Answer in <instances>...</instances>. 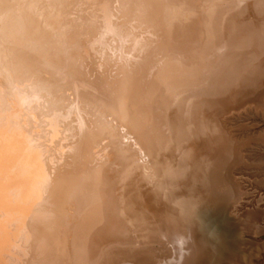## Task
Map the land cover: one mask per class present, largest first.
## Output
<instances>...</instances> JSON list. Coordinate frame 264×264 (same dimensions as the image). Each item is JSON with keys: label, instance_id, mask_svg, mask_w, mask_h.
<instances>
[{"label": "rangeland", "instance_id": "374dc122", "mask_svg": "<svg viewBox=\"0 0 264 264\" xmlns=\"http://www.w3.org/2000/svg\"><path fill=\"white\" fill-rule=\"evenodd\" d=\"M38 1L15 0L25 21L10 20L0 3V18L6 17L0 21L9 19L0 22V228L16 252L30 264H106L89 247L134 239L138 246L125 249L119 264H264V0ZM16 18L13 26L24 35L8 28L3 45L2 31ZM219 54L230 74L222 79L211 76L214 58L222 64ZM237 58L248 67L234 64ZM235 70L252 81L237 85L236 93L228 91ZM175 86L187 91L184 97ZM243 86L249 91L241 95ZM164 90H176L178 102ZM170 104L179 107L178 119ZM189 110L217 126L203 141L211 147L201 158L207 168L199 180L192 172L199 157L193 150L198 138L186 126ZM218 133L227 150L217 148ZM173 185L176 193L192 188L191 194L174 196ZM149 192L172 196L182 208L169 212L164 197L153 199ZM219 194L228 197L216 217L206 202Z\"/></svg>", "mask_w": 264, "mask_h": 264}, {"label": "bare ground", "instance_id": "6f19581e", "mask_svg": "<svg viewBox=\"0 0 264 264\" xmlns=\"http://www.w3.org/2000/svg\"><path fill=\"white\" fill-rule=\"evenodd\" d=\"M1 1H2V2H1ZM1 1H0V3L5 2V6H4V3L2 4V5L4 6V8H1V9H2V10H3V9L6 10V12H4V13H5L7 16L10 17V20H11V19H14V17H17V18H19V20L25 21L24 18L22 17V16H25V12H24V13L22 12L23 14H20V13L17 11V10H18V9H17V8H18V4L15 2V0H1ZM37 1H38V0H37ZM54 1H55V0H52V3H51V4L54 5ZM255 1H256V0H255ZM257 1H258V0H257ZM38 2H41V1H38ZM49 2H50V1H49ZM81 2H83V1H81ZM245 2H246V1H245ZM247 2H251V0H250V1H247ZM30 3H31V2H30ZM30 3H29V4H30ZM32 3L35 4L36 1H33ZM43 3H44L45 6L48 5V4H50V3H47V4H46L45 2H43ZM41 4H42V3H41ZM41 4H40V5H41ZM87 4H88V3H87ZM243 4H245V3H243ZM250 4H251V3H250ZM257 4H258V3H257ZM0 5H1V4H0ZM19 5H20V4H19ZM35 5H36L37 7L39 6L38 4H35ZM35 5H34V6H35ZM91 5H92V4H91ZM230 5H232V3H231ZM230 5H228V6H230ZM253 5H254V4H253ZM22 6H23V5H22ZM29 6H30V5H29ZM36 6H35V7H36ZM42 6H43V5H42ZM42 6H41V7H42ZM232 6H233V5H232ZM237 6H238V5H237ZM39 7H40V6H39ZM39 7H38V8H39ZM47 7H48V6H47ZM88 7H89V6H88ZM248 7H249V6H248ZM31 8H32V7H31ZM33 8H34V7H33ZM38 8L35 9V11H38ZM44 8H45V7H44ZM230 8H231V6H230ZM236 8H237V12H238V11H239V10H238L239 7H236ZM240 8H241V5H240ZM240 8H239V9H240ZM251 8H252V7H251ZM251 8H250V9H251ZM1 9H0V11H1ZM19 9H21V8H19ZM39 9L42 10L43 7H42V8H39ZM226 9H227V8H226ZM234 9H235V8H234ZM248 9H249V8H248ZM248 9L246 8V12H247V13H248V11H247ZM23 10L25 11V9H23ZM33 10H34V9H33ZM229 10H232V9H229ZM29 11H30V7H29ZM29 11H28V9H27V10H26V14H27ZM42 11H43V10H42ZM46 11H47V10H46ZM220 11H222V10L220 9ZM232 11H234V10H232ZM31 12H32V9H31ZM31 12L28 13V14L31 15ZM38 12H39V11H38ZM217 12H219V11H217ZM222 12H223V11H222ZM234 12H235V11H234ZM237 12H236V13H237ZM33 13L35 14L36 12H33ZM108 13H109V12H108ZM108 13H107V15H108ZM220 13H221V12H220ZM226 13H227V12H226ZM229 13H230V12H228L227 14H229ZM231 13H232V12H231ZM242 13H243V12H242ZM249 13H251V12H249ZM249 13H248V14H249ZM48 14H49V13H48ZM216 14H218V13H216ZM224 14H225V13H224ZM227 14H226V16H227ZM233 14H235V13H233ZM233 14H229V15L232 16V20H233V18H235V17H233ZM251 14H252V13H251ZM251 14H250V15H251ZM0 15H1V12H0ZM3 15H4V14H2V17H3ZM35 15H36V14H35ZM86 15H87V14H86ZM107 15H106V16H107ZM238 15H239V14H237V15H235V16L237 17ZM241 15H242V14H241ZM245 15H246V14H244V16H245ZM254 15H256V14H254ZM20 16H21V17H20ZM106 16H105V17H106ZM221 16H222V15H221ZM231 16H230V18H231ZM251 16H253V15H251ZM256 16L258 17V15H256ZM0 17H1V16H0ZM4 17H5V16H4ZM107 17H109V15H108ZM224 17H225V15H224ZM238 17H239V16H238ZM238 17H237V18H238ZM247 17H249V16H247ZM261 17H262V16H261ZM5 18H6V17H5ZM5 18H4V19H3V18H0V19H1V21H2V20L4 21ZM7 18H8V17H7ZM17 18L15 19V21H13V22L9 25V27L7 26V29L4 27L5 29L2 31V36H3V38H1V40H2V44H3V45H8V42H7V41H8L9 39L7 40V38H5V37L8 35V32H7V31H8V28H11L12 31H14V30L16 29V32H18V31H19V32H20V31L22 32V29H20V28H16L17 25H18L17 23L19 22V20H17ZM21 18H22V19H21ZM33 18H34V16H33ZM220 18H221V17H220ZM225 18H226V17H225ZM244 18H245L244 20H246V23H247V19H248V18H247V19H246V17H244ZM250 18H251V17H250ZM254 18H256V17H254ZM254 18L252 17V19H254ZM27 19H28V18H27ZM218 19H219V18H218ZM227 19H228V17H227ZM252 19H250V20H252ZM104 20H105V19H104ZM224 20L226 21V19H224ZM235 20H236V18H235ZM239 20H240V18H239ZM239 20H238V21H239ZM254 20H255V19H254ZM256 20H257V19H256ZM1 21H0V22H1ZM8 21H9V19H7V23H6V22H5V23H2V22H1V25H2V24H8V23H9ZM38 21H39V20H38ZM219 21H220V20H219ZM238 21H237V22H238ZM241 21H242V22H241ZM241 21H240V22L243 23V19H241ZM258 21H260V20H258ZM262 21L264 22L263 19H262ZM20 22H21V21H20ZM216 22H217V21H216ZM240 22H239V23H240ZM256 22H257V21H256ZM256 22L254 21L255 24H256ZM218 23H219V22H218ZM218 23H217V24H218ZM231 23H232V21H231ZM15 24H17V25L14 27L13 25H15ZM217 24H215V25H217ZM219 24H220V23H219ZM232 24H233V23H232ZM244 24H245V23H244ZM248 24H249V23H248ZM255 24H254V25H255ZM260 24H262V23L260 22ZM260 24H259V25H260ZM1 25H0V26H1ZM222 25H223V23H222ZM229 25H230V23H229ZM252 25H253V24H252ZM4 26H5V25H4ZM32 26H33V25H32ZM224 26H225V25H224ZM227 26H228V24H227ZM227 26H226V27H227ZM247 26H248V25H247ZM247 26H246V27H247ZM250 26H251V25H250ZM257 26H258V25H257ZM1 27H2V26H1ZM38 27H39V26H38ZM217 27H218V26H217ZM219 27H220V26H219ZM226 27H225V28H226ZM230 27H231V25L229 26V28H230ZM254 27L256 28V26H254ZM262 27H263V26H262ZM221 28H222V27L217 28V29H221ZM248 28H249V27H248ZM260 28H261V27H260ZM260 28H259V29H260ZM18 29H19V30H18ZM214 29H215V27H214ZM217 29H216V30H217ZM223 29H224V28H223ZM227 29H228V27H227ZM231 29H232V28H230V31H231ZM251 29H252V27H251ZM253 29H254V28H253ZM253 29H252V30H253ZM263 29H264V28H263ZM211 30H212V29H211ZM244 30H245V29H244ZM256 30H258V29H256ZM254 31H255V30H254ZM220 32H221V31H220ZM222 32H223V31H222ZM226 32L228 33V31H226ZM226 32H225V33H226ZM233 32H234V31H233ZM248 32H249V31H248ZM251 32H252V31H251ZM251 32H250V33H251ZM211 33H215V31H214V32H211ZM230 33H232V32H230ZM237 33H238V32H237ZM245 33H246V32H245ZM15 34H16V33H15ZM18 34H19V33H18ZM18 34H17V35H18ZM22 34H23V32H22ZM222 34H223V33H222ZM23 35H24V34H23ZM219 35H220V34H219ZM219 35H218V36H219ZM240 35H241V34H240ZM242 35H243V34H242ZM242 35H241V36H242ZM10 36H11V35H10ZM215 36H216V34H215ZM221 36H222V35H221ZM228 36H229V34H228ZM230 36H231V35H230ZM230 36H229V37H230ZM233 36H234V35L232 34L231 38H232ZM238 36H239V35H238ZM250 36H251V35H250ZM250 36H248V38H249ZM253 36H254V34H252V37H253ZM256 36H257V35H256ZM260 36H261V35H259V37H260ZM262 36H263V35H262ZM14 37H15V36H14ZM222 37H224V35H223ZM259 37H258V38H259ZM9 38H10V37H9ZM215 38L217 39V36H216ZM224 38H226V36H225ZM227 38H228V37H227ZM235 38H237V37H236V33H235ZM240 38H241V37H240ZM240 38H239V39H240ZM10 39H11V38H10ZM211 39H212V38H211ZM233 39H234V38H233ZM241 39H242V38H241ZM246 39H247V38H246ZM246 39H245V41H246ZM254 39H255V36H254L253 39H251V40H254ZM260 39H261V38H260ZM15 40H16V39H15ZM217 40H218V39H217ZM229 40H230V39H229ZM236 40H237V39H235V41H236ZM242 40H243V39H242ZM251 40H250V41H251ZM215 41H216V40L214 39V42H215ZM238 41H239V40H237V42H238ZM250 41L248 40V42H250ZM258 41H259V40H258ZM219 42H221V41H219ZM237 42H235V43H237ZM242 42H243V41H242ZM242 42H240V43L242 44ZM259 42H260V41H259ZM24 43H25V42H24ZM235 43H234V41H233V45H234V46L236 45ZM246 43H247V42H246ZM13 44H14V43H13ZM224 44H225V43H224ZM238 44H239V43H238ZM238 44H237V45H238ZM243 44H244V42H243ZM251 44H252V42H251ZM251 44H249V45L251 46ZM253 44H254V43H253ZM253 44H252V45H253ZM15 45H17V44L15 43ZM218 45L220 46L221 44H218ZM233 45H232V46H233ZM247 45H248V44H247ZM247 45H246V46H247ZM257 45H261V44L259 43V44H257ZM17 46H18V45H17ZM232 46H230V47H232ZM238 46H240V45H238ZM241 46H243V45H241ZM246 46H245V48H247ZM220 47H221V46H220ZM222 47H226V46H222ZM5 48H7V50H6ZM249 48H250V47H249ZM249 48H248V49H249ZM251 48L253 49V46H252ZM254 48H255V47H254ZM257 48H258V47H257ZM3 49H5L6 52H8V54H9V49H10V47L5 46V47H3ZM218 49H219V48H218ZM218 49H216V50H217L216 52H218ZM223 49H224V48L221 49L222 52L224 51ZM249 50H251V49H249ZM254 50H255V49H254ZM258 50H259V48H258ZM258 50H256V51H258ZM12 51H14V50H12ZM219 51H220V49H219ZM224 52H226V51H224ZM229 52H230V50H229ZM229 52H228V54H231V53H229ZM251 52H253V51H251ZM218 53H221V52H218ZM253 53H255V51H254ZM263 53H264V49H263V52L260 53V55L263 54ZM215 54H216V53H215ZM221 54L223 55L224 53H221ZM228 54L226 53V55H228ZM236 54H237V53H236ZM238 54H239V53H238ZM241 54H242V52H241ZM244 54L246 55V53H244ZM31 55H32V54H31ZM219 55H220V54H219ZM219 55H218V56H219ZM239 55H240V54H239ZM239 55H238V56H239ZM242 55H243V54H242ZM253 55H254V54H253ZM256 55H257V53H256ZM216 56H217V54H216ZM224 56H225V55H224ZM224 56H222V57H224ZM230 56H231V55H230ZM238 56H237V57H238ZM243 56H244V55H243ZM212 57H213V56H212ZM225 57H226V56H225ZM225 57H224V60L226 61ZM232 57H233V56H232ZM216 58H217V57H216ZM218 58H219L221 61L223 60V59L221 58V55H220V57H218ZM228 58H229V57H228ZM238 58H239V59L242 58V59H240L242 62H243V61H246V57H245V60H243V57H238ZM238 58H237L236 61H237V62H238V61L241 62ZM248 58H249V57H248ZM248 58H247V60H248ZM233 59H234V58H233ZM212 60H213V59H212ZM214 60H216L217 62L215 63V62L213 61V62L215 63V67H214V65H213V67L215 68V69H214L215 71H214V73L212 72L213 75H211V76H213V78H215V77H219L220 79H222L224 76H225V77H226V76H229L230 74L226 71V67H225V65L223 64V61H222V64H221L219 60H217V59H215V58H214ZM227 60H229V59H227ZM204 61H205V60H204ZM206 61H207V60H206ZM218 61H219V62H218ZM231 61H232V60H231ZM231 61H228V62L230 63ZM234 61H235V60H234ZM234 61H233V63H234ZM239 62H238V63L235 62L234 64H236V65L238 64V66L240 67L241 65L239 64ZM206 63H209V62L207 61ZM233 63L231 62L230 64L233 65ZM244 63H245V62H244ZM244 63H243V64H244ZM248 63H249V62H248ZM203 64H204V63H203ZM243 64H242V65H243ZM256 64H257V63H256ZM207 65H208V64H207ZM209 65H210V64H209ZM244 65L246 66L247 64L245 63ZM244 65H243V66H244ZM249 65H251V64L249 63ZM258 65H259V63H258ZM258 65H257V67H258ZM260 65H261V64H260ZM260 65H259V66H260ZM210 66H212V65H210ZM243 66H241V67H243ZM245 66H244V67H245ZM213 67H212V68H213ZM229 67H230V65H229ZM236 67H237V66H236ZM239 67H237V68H239ZM247 67H248V65H247ZM251 67H252V66H251ZM193 68H194V67H193ZM202 68H203V67H202ZM204 68H205V67H204ZM258 68H259V67H258ZM194 69H196V68H194ZM241 69H242V68H241ZM244 69H245V68H244ZM250 69H251V68H250ZM199 70H200V69H199ZM199 70H198V71H199ZM182 71H183V70H182ZM212 71H213V70H212ZM235 71H236V70H235ZM257 71H258V70H257ZM192 72H193V71H192ZM203 72L205 73L204 70H203ZM233 72H234V71H233ZM233 72H231V73H233ZM240 72H243V71L238 70V71H236V73H235V76H234V78H233L234 80H236L235 83H234V82L232 83V81H231V82L229 81L230 83H232V84H230V85L228 84V85H229V87H228V88H229V90H228L229 92H231V91L235 88L234 91H235V93H236V92H238V89H237V88L242 87L241 84H243V83H247L248 80L245 79L246 77H245V78L242 77L243 75L246 76V74H242V73H241V74L239 75ZM246 72L249 73L248 69L246 70ZM181 73H183V72H181ZM204 73H203V74H204ZM255 73H257V72H255ZM171 74H173L174 77H177V76L180 74V67H178V71H175L174 73L171 72ZM183 74H184V73H183ZM183 74H181L180 76H183ZM185 74H186V73H185ZM185 74H184V75H185ZM193 74H194V73H193ZM251 74H252V73H251ZM194 75H196V74H194ZM199 75H200V73H199ZM199 75H198V76H199ZM204 75H206V74H204ZM241 75H242V76H241ZM253 75H254V74H253ZM211 76H210V78H211ZM249 76H251V75H249ZM249 76H247V77H249ZM174 77H173V78H174ZM185 77H186V76H185ZM189 77H190V76H189ZM196 78L199 79V77H196ZM205 78H206V77H205ZM227 78H229V77H227ZM227 78H226V80H227ZM231 78H232V77L230 76V80H231ZM251 78H253V77H251ZM191 79H192V78H191ZM201 79H203L202 76H201ZM220 79H219V80H220ZM253 79H254V78H253ZM169 80H172V79L170 78ZM169 80H168V81H169ZM189 80H190V79H188V81H189ZM193 80H194V77H193ZM182 81H184V80L182 79ZM186 81H187V80H186ZM186 81L184 82L185 84H186ZM191 81H192V80H191ZM215 81H216V80H215ZM221 81H222V80H221ZM257 81H259V80H257ZM222 82H223V81H222ZM224 82H225V81H224ZM226 82H228V81H226ZM249 82L252 83V81H248V83H249ZM170 83H171V82H170ZM176 83H177V82H176ZM218 83H219V81H218ZM256 83H257V82H256ZM258 83H259V82H258ZM167 84H168V83H167ZM178 84H179V83H178ZM190 84H191V83H190ZM220 84H221V83H220ZM220 84H219V85H220ZM172 85H174V84L172 83ZM175 85H176V84H175ZM195 85H196V83H195ZM237 85H240V86L238 87ZM244 85H245V84H244ZM163 86H164V85H163ZM165 86H167V85H165ZM176 86H177V85H176ZM176 86H175V87H176ZM184 86H186V85H184ZM191 86H193V84H192ZM197 86H198V85H197ZM209 86H210V85H209ZM211 86H212V85H211ZM216 86H217V85H216ZM223 86H224V85H223ZM248 86H249V84H248ZM248 86H247V87H248ZM175 87H174V88L171 87V88H172L171 90L173 91V89H175ZM179 87H180V86H179ZM217 87H218V86H217ZM221 87H222V86H221ZM231 87H232L233 89H232ZM247 87L243 86V88H242V92L240 91V92H241V93H240L241 95H244L246 92L249 91V90H248V91L246 90ZM177 88H178V87H176V90H177ZM183 88H184V87H183ZM204 88H205V87H204ZM209 88H210V87H209ZM191 89H192V88H191ZM206 89H207V87H206ZM211 89H212V87H211ZM219 89H220V88H219ZM231 89H232V90H231ZM176 90H175V91H176ZM180 90H181V89H180ZM180 90H179V91L177 90L176 93L178 92V95H179V92H180V96H183V97H184V95H181V94H182L181 92L185 93V92L183 91V90H185V89H183L182 91H180ZM189 90H190V89H189ZM214 90H215V89H214ZM216 90H218V88H217ZM222 90H223V89H222ZM222 90H221V91H222ZM167 91H168V90H167ZM167 91L164 90V93H166ZM175 91H174V92H175ZM185 91H186V90H185ZM197 91H198V90H197ZM203 91L205 92V91H207V90L204 89ZM203 91H201V92L203 93ZM234 91H233V93H234ZM168 92H169V91H168ZM168 92H167V95H169V93L171 94V92H169V93H168ZM174 92H172V94H173ZM186 92H187V91H186ZM222 92H223V91H222ZM224 92H225V91H224ZM192 93H193V91H192ZM195 93H196V92L194 91V94H195ZM197 93H198V92H197ZM172 94H171V96H174V97H175V99H174V101H175L178 95H175V94L172 95ZM199 94H200V92H199ZM222 94H223V93H222ZM238 94H239V93H238ZM238 94H237V96H238ZM246 94H247V93H246ZM167 95H166V96H167ZM186 96H187V95H186ZM225 96H226V94H225ZM237 96H234L233 98L236 99ZM174 97H172V98L170 97V98L173 99ZM213 97H214V96H213ZM218 97H219V96H218ZM220 97H221V96H220ZM220 97H219V98H220ZM187 98H188V97H187ZM171 99H170V100H171ZM177 99H179V97H178ZM190 99H191V98H190ZM220 99H221V100H218V99H217V100L222 102V101H223L222 98H220ZM224 99H225V98H224ZM230 99H231V96H230ZM234 99H232V100L234 101ZM238 99H239V97H238ZM167 100H169V99H167ZM183 100H184V99H183ZM183 100H182V101L179 100V102H183ZM213 100H214V98H213ZM213 100H212V101H213ZM215 100H216V98H215ZM215 100H214V101H215ZM217 100H216V101H217ZM176 101H177V100H176ZM214 101H213V102H214ZM216 101H215V102H216ZM218 101L216 102V104H217V103H220V104H221V102H218ZM225 101H226V100H225ZM233 101H232V104H233ZM177 102H178V101H177ZM204 102H205V101H203V103H204ZM209 102H210V100H209ZM226 102H227V101H226ZM192 103H193V102H192ZM192 103H191V104H192ZM200 103H201V102H200ZM200 103H199V105L201 106L203 103H202V104H200ZM222 103H224V101H223ZM227 103H228V102H227ZM227 103H226V104H227ZM229 103H230V102H229ZM173 104L175 105V103H173ZM173 104H172V105H173ZM205 104H206V102H205ZM212 104L214 105V103H212ZM230 104H231V103H230ZM170 105H171V104H170ZM172 105H171V106H172ZM174 105H173V106H174ZM181 105H183V104L180 103L179 106H181ZM206 105L209 106V105H211V103H210L209 105H208V103H207ZM218 105H219V104H218ZM218 105H217V106H218ZM222 105H223V104H222ZM173 106H172V107H173ZM177 106H178V105H177ZM190 106H193V104L190 105ZM207 106H206V107H207ZM182 107H185V106H181V108H182ZM188 107H189V105H188ZM194 107H195V110L198 108V107H196V106H194ZM209 107H210V106H209ZM214 107H215V106H214ZM178 108H179V107H178ZM178 108H176V109L178 110ZM199 108H200V107H199ZM173 109L176 110V109H175V106H174ZM183 109H186V108H182L181 110H183ZM188 109H189V108H188ZM190 109H191V107H190ZM192 109H194V108L192 107ZM215 109H216V108H215ZM177 110H176V111H177ZM195 110H194V111H195ZM202 110H203V109H202ZM211 110H212V109H211ZM189 111L191 112V110H189ZM199 111H200V110H199ZM177 112L179 113V110H178ZM183 112H184V111H183ZM187 112H188V110H187ZM190 112H189V113H190ZM192 112H193V111H192ZM192 112L190 113V115H191V114H193V115H191L190 118L187 120V121H188V125H187L186 123H185V124H186V126H189V131L191 132V136H193V137L196 136V137L198 138V142H196L197 145L195 144V145H194V148H193V146H192V148H193V150H195V151L197 150L196 154H198L199 160H198L197 165L195 164V165L192 167V169H193L192 172H193V174H195V176L199 175V176H198V180H199V178H201V177H202V174L204 173V172H202V171H203L204 168L206 167V166H205V167L203 166V163H202V161H201V158H202V156H203V154H204L205 149H206V148L208 149V148L211 147V143H210L209 140L206 141V144L204 143V142H205V139L207 140L206 137L209 135V134H207V132L211 133V132H213L214 130L217 131V126H216L215 124H213V122H211L210 119H208V120L206 121V118H205V120L202 121L201 119H202L203 116H202V117L200 116L201 113L198 114V112H196V113H195V112L192 113ZM205 112H206V111H205ZM170 113H172V112H170ZM181 114H182L181 112H180L179 114H176V112H175V115H177V117L175 116V117H176L175 119H178V117H180ZM202 114H203V113H202ZM172 115H173V114H172ZM178 115H179V116H178ZM169 116H170V115H169ZM181 116H182V115H181ZM173 117H174V116H173ZM173 119H174V118H172V120H173ZM175 119H174V120H175ZM180 119H181V118H179V120H180ZM183 119H185V118L183 117ZM179 120H178V122H179ZM175 121H177V120H175ZM180 121H181V120H180ZM201 121H202V122H201ZM78 122H79L81 125H83V123H81V122H82L81 120H79ZM172 122H173V121H172ZM182 122H183V121H182ZM174 123H175V122H174ZM177 124H178V123H177ZM170 125H171V124H170ZM170 125H169V126H170ZM172 126H173V125H172ZM172 126H171V127H172ZM175 126H176V125H175ZM181 126H182V125H181ZM171 127H169V128H171ZM173 127H174V126H173ZM173 127H172V128H173ZM178 127H179V126H178ZM183 127H184V126H183ZM172 128H171V129H172ZM173 129H175V128H173ZM173 129H172V130H173ZM179 129H180V128H179ZM181 129H182V127H181ZM181 129H180V130H181ZM184 129H185V128H184ZM186 129H187V128H186ZM186 129H185V132L187 131ZM172 130H171V134H172ZM175 130H176V132H177V127H176ZM180 130H179V132L182 133L183 130H182V131H180ZM179 132H177V133H179ZM185 132H184V133H185ZM184 133H183V135H184ZM194 134H195V135H194ZM218 135L221 137V141H220L219 138L217 137V139H218V143H216L217 148L222 147V148H225V150H227V148H228V146H227V145H228L227 141H226V142L223 141V138H224V137H223L222 135H220V133H218ZM185 136H186V135H185ZM185 136H184V137H185ZM24 137H25V136H24ZM24 137H23V135H21V138H19L20 140L18 141V144H20V143L22 142V140H23L22 138H24ZM213 139H214V138H213ZM15 140H16V139H15ZM225 140H226V139H225ZM178 141H179V140H178ZM203 141H204V142H203ZM215 141H216V140H215ZM174 142H175V141H174ZM174 142H173V143H174ZM179 142H180V141H179ZM214 144H215V142H214ZM197 146H198L199 148H198ZM214 146H215V145H214ZM216 146H215V148H216ZM218 146H219V147H218ZM178 147H179V146H178ZM192 148H191V152H192ZM217 150H219V149H217ZM219 151H220V150H219ZM166 152H167V154H168V151H166ZM188 152H189V151H188ZM223 152H224V150H223ZM223 152H222V150H221V153H223ZM164 153H165V151H164ZM184 154H185V153H184ZM186 154H187V153H186ZM186 154H185V155H186ZM191 154H192V153H191ZM196 154H193V157H194V156H197ZM223 154H224V153H223ZM223 154H222V155H223ZM172 155H173V154H172ZM180 156H181V155H180ZM164 157H166V156H164ZM170 157H171V156H170ZM184 157H185V156H184ZM191 157H192V155H190L189 158H191ZM220 157H221V156H220ZM167 158H169V157H167ZM185 158H186V157H185ZM187 158H188V157H187ZM189 158H188V159H189ZM194 158H195V157H194ZM214 158H215V157H214ZM165 160H166V159H165ZM170 160H171V159H170ZM210 160H211V159H210ZM215 160H216L215 164L219 166V161L217 162V159H215ZM175 161H176V160H175ZM189 162H190V161H188V163H189ZM188 163H187L186 165H188ZM190 163H191V162H190ZM211 163H212V162H211ZM211 163H209V165H208V166H209L208 170L210 169ZM168 164H169V163H168ZM172 166H174V165H172ZM182 166H183V165H182ZM174 167H175V166H174ZM206 168H207V167H206ZM218 168L220 169V166H219ZM219 169H218V170H219ZM171 170H172V169H171ZM171 170H170V171H171ZM168 171H169V170H168ZM179 171H180V170H179ZM206 171H207V170H206ZM172 172H174V171H172ZM209 172H211V173L214 174V169L211 168V170H209ZM164 173H165V172H164ZM207 173H208V171H207ZM211 173H210V174H211ZM176 174H177V173H176ZM195 176H194V178H196ZM217 176H218V177H217L218 180H216V185H221V184H222V183H221V182H222V181H221L222 173H221V174H217ZM177 177H178V176H177ZM175 179H177V178H175ZM168 181H170V180H168ZM175 181H176V180H175ZM177 181H178V180H177ZM219 181H220V182H219ZM214 182H215V181H214ZM162 183L165 184L164 181H163V182L161 181L160 184H162ZM170 183H172V181L169 182V184H170ZM156 184H157V183H156ZM158 184H159V183H158ZM158 184H157V185H158ZM189 184H190V183H189ZM157 185H156V186H157ZM194 185H195V184H194ZM199 185H200V184H199ZM139 186H140V185H139ZM161 186H162V185H161ZM166 186H167V185H166ZM166 186H165V188H166ZM169 186H170V185H169ZM176 186H177V185H176ZM176 186L173 185V190L175 189ZM178 186H179V184H178ZM187 186H188V185H187ZM157 187H159L158 189H159V191H160V185H158ZM180 187H181V186H180ZM189 187H191V186L189 185ZM154 188H155V186H154ZM169 188H172V187H169ZM145 189H146V188H145ZM145 189H144V190H145ZM147 189H148V188H147ZM161 189H164V188L162 187ZM176 189H177V188H176ZM176 189H175L174 193L172 192V195H174V196H175V195H179V194H181V193H185V194H189V195H190V194H191L190 192H191V190H192V188H190V189H187L186 192H184V191H183V192H182V191H181V192L178 191V192H180V193H176ZM195 189H197V188H195ZM218 189H219V187H218ZM144 190H143V191H144ZM173 190L171 189V191H173ZM179 190H180V189H179ZM181 190H183L182 187H181ZM149 191H151V190L149 189ZM157 191H158V190H157ZM157 191H156V192H157ZM169 191H170V190H169ZM219 191H220V190H218V192H219ZM146 192H148V190H147ZM161 192L164 193V190H163V191L161 190L160 193H161ZM195 192H196V191H195ZM143 193H144V192H143ZM149 193L152 195L151 192H149ZM197 193H198V191H197ZM197 193H196V194H197ZM145 194L148 195V193H145ZM153 195H154V196H153ZM153 195H152V197H151V198H153V199H157V198H159V197H160V199H161V197H162V198H163V197L165 198V199L163 198V201H165L164 208L166 207L167 211L169 210V212H170L171 210L175 209V207L177 208V206H180L179 209L182 208V206H181L180 204L178 205V203L176 204V206H174V205H175V204H174V201L171 200V199L173 198L172 196H169V197H168V196H165L164 194H158V193H157V195H156V194H153ZM148 196L150 197V195H148ZM213 196H214V195H212V197L208 200V202H206V205H207V208H208V209H210L211 206L214 205V209H215L216 217H217V215L219 216V213H220L221 211H223V209H224V206H223L224 204H221V201H222V200H226L227 197H228V194H219V198L217 197L216 199H215ZM149 197H148V198H149ZM215 197H216V196H215ZM0 199H1V197H0ZM149 199H150V198H149ZM149 199H147V200L149 201ZM153 199H151V201H152ZM160 199H159V200H160ZM213 199H214V200H213ZM212 200H213V202H215V204H213ZM145 201H146V200H145ZM145 201H144V203H145ZM161 201H162V200H161ZM156 202H157V201H156ZM172 202H173V204H172ZM187 202H188V201H187ZM149 203H150V201H149ZM199 203H200V202H199ZM199 203L197 202V204H199ZM210 203H212V204H210ZM132 204H133V202H132ZM147 205H148V204H147ZM170 206H171V207H170ZM195 206H197V205H195ZM199 206H200V205H199ZM145 207H146V203H145ZM147 207H148V206H147ZM150 207H151V206H150ZM148 208H149V207H148ZM193 208H194V207H193ZM195 208H196V207H195ZM195 208H194V209H195ZM166 209H165V210H166ZM187 209H188V211H190V209H192V208H187ZM185 211H186V210H185ZM202 211H203V210H202ZM215 212H214V213H215ZM211 213H212V211H211ZM9 215L11 216L12 213L9 214ZM9 215H8V217H10ZM136 215H137V214H136ZM138 215H139V213H138ZM189 215H190V214H189ZM12 216H13V215H12ZM210 216H211V215H210ZM210 216H208V217H210ZM212 216H213V215H212ZM214 217H215V216H214ZM201 219H202V217H201ZM208 219H212V218L210 217V218H208ZM214 219H215V218H214ZM8 220H9V219H8ZM200 221H201V220H200ZM204 221H206V219H205ZM217 221H218V220H216V222H217ZM212 222L215 223V221H212ZM222 222H223V221H222ZM224 222H225V221H224ZM206 223H207V222H206ZM208 223L210 224V221H209ZM208 223H207V224H208ZM218 223H219V222H218ZM137 224H139V223H137ZM194 224H195V223H194ZM221 224H222V223H221ZM2 225H3V224H2ZM139 225H140V224H139ZM205 225H206V224H205ZM145 226H146V225H145ZM145 226H143V227H145ZM208 226H209V225H208ZM148 227H151V226H148ZM148 227H147V228H148ZM204 227H205V226H204ZM220 227H222V225H220ZM2 228H3V227H2ZM123 228H124V227H123ZM125 228H126V227H125ZM210 228H211V227H210ZM222 228H225V226L223 225ZM227 228H228V230L230 229L229 227H227ZM130 229H131V228H130ZM148 229H149V228H148ZM150 229H151V228H150ZM204 229H207V228H204ZM143 230H145V229H143ZM146 230H147V229H146ZM208 230H210V229H208ZM131 231H132V230H131ZM203 231H204V230H203ZM149 232H150V230H149ZM149 232L147 231V233H149ZM208 232H209V231H208ZM143 233H144V232H143ZM134 234H136V233H134ZM144 234H146V232H145ZM149 234H150V233H149ZM183 234H184V233H183ZM93 235H94V234H93ZM95 235L98 236V234H95ZM153 235H154V234H153ZM153 235H152V236H153ZM197 236L199 237V235H197ZM91 237H93V236H90V238H91ZM127 237H128V235H127ZM137 237H138V236H137ZM142 237H143V235H142ZM150 237H151V236H150ZM204 237H205V236H204ZM209 237H210V236H209ZM9 238H10V237H9V236H8L3 230H1V228H0V264H30V263H29V260H27L26 257H24V256H20V255L16 252L15 248L12 246L13 244L11 243V238H10V239H9ZM90 238H89V239H90ZM106 238H107L106 234H104L102 237H100V239H102V240H105ZM129 238H130V236H129ZM131 238H132V237H131ZM206 238H208V237H206ZM123 239H124V238H123ZM127 239H128V238H127ZM159 239H160V238H159ZM199 239H200V238H199ZM203 239H204V238H202V240L200 239V240H201V243L205 244V242H204ZM93 240H94V239H93ZM102 240H100V241H102ZM129 240H130V239H129ZM129 240H128V241H129ZM132 240H133V242L131 241L130 244H125V245H123V246H122V245H115L114 243H112V240H111V239H110V240H106L107 243L103 244V246H100V245H101L100 243H98V244L96 243L94 246H92V244H91L92 248L89 247V248H90L91 256H93L94 258H95L96 255H97L99 258H100V257H103L104 260H102V261H103L104 263H106V264H119L120 261H124L123 259L126 258V257L123 255L125 249L132 248V246H134V247H135V246H138L137 243H139V242H135L134 239H132ZM200 240H199V241H200ZM213 240H214V239H213ZM126 242H127V241H126ZM140 242H142V241H140ZM221 242H222V241H221ZM90 243H91V242H90ZM11 244H12V245H11ZM212 245H213V244H212ZM125 246H126L127 248H126ZM147 248H148V247H147ZM123 249H124V250H123ZM143 251H144V250H143ZM21 253L23 254L22 251H21ZM24 254H25V252H24ZM131 256H132V255H131ZM132 257L134 258V256H132ZM150 257H151V256H150ZM190 261H191V260H190ZM164 262H165V261H164ZM188 263H189V262H188ZM126 264H129V263H126Z\"/></svg>", "mask_w": 264, "mask_h": 264}]
</instances>
